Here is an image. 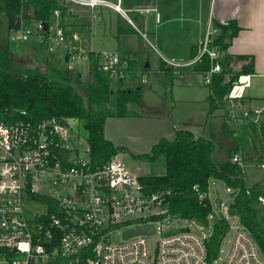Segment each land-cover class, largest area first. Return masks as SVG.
I'll use <instances>...</instances> for the list:
<instances>
[{
	"label": "built area",
	"instance_id": "1",
	"mask_svg": "<svg viewBox=\"0 0 264 264\" xmlns=\"http://www.w3.org/2000/svg\"><path fill=\"white\" fill-rule=\"evenodd\" d=\"M60 1L65 6L64 15L56 10L48 23L32 20L33 25L23 20L20 28L10 32V41L33 38L49 51L60 50L70 69L94 59L99 70L116 80L138 76L141 70L134 57L123 56L117 50H95L91 37L77 27L88 12L106 7L127 18L160 54L157 44L128 15L133 11L141 13L142 9H125L123 0ZM209 42L207 39L191 62H166L189 66L205 53L212 60L218 59L220 52L210 49ZM220 71L216 63L203 73L204 83L209 85L211 76ZM249 85V75L239 76L224 101L229 104L233 121L251 119L260 125L264 106L241 109ZM72 121L52 117L40 122H8L0 113V264H264L257 241L237 217L234 238L222 262L219 258L208 262L206 240L212 223L208 236L189 229L161 234L152 253L148 237L158 232L157 223L171 217L161 218L170 190L147 189L118 154L103 164H95L89 147H80L81 132ZM232 160L245 167L241 153H235ZM194 188L199 189L198 185ZM226 190L232 192L229 187ZM199 198L203 201L210 196L199 192ZM258 201L264 208V190L259 192ZM148 224L154 225V233L125 237L126 230ZM114 236L119 239L113 240Z\"/></svg>",
	"mask_w": 264,
	"mask_h": 264
},
{
	"label": "trees",
	"instance_id": "2",
	"mask_svg": "<svg viewBox=\"0 0 264 264\" xmlns=\"http://www.w3.org/2000/svg\"><path fill=\"white\" fill-rule=\"evenodd\" d=\"M56 10H61L64 15L65 6L60 0H0V113L8 122L20 119L40 122L52 117L83 120L88 131L91 160L95 164H103L113 155L129 153L126 147L115 145L105 134L107 114L104 109L112 94L111 75L99 70L94 59L90 63L88 79L83 80L77 70L70 69L69 83L66 85L56 84L48 78L46 71L39 68L32 75L14 71L10 32L20 28L23 20H43L48 23ZM3 17L5 29L2 33ZM135 21L139 28L143 26L139 18L135 17ZM77 27L90 37V25L79 24ZM220 28L221 33L209 42L210 49L220 52L219 58L212 60L210 55L205 53L195 62L191 71L192 75L203 74L216 63L221 66V71L211 76L208 85V123L214 112L224 105V96L239 76L254 71L253 56L233 55L228 52L233 38L241 28L234 21L220 25ZM197 55L198 51L192 50L191 57ZM159 61L156 75L164 73L167 78H177L172 65L162 59ZM234 61L248 62L239 70H235L232 67ZM144 70H150V65L145 64ZM124 82L125 78L117 79L115 115L118 117L134 115L133 108L141 106L143 101V86L126 88ZM21 111H25V114ZM221 129L220 132L212 127L207 136L197 135L188 128L177 130L173 138L162 137L149 152L132 154L134 159L150 162L161 157L165 160L166 170L163 174H147L140 177L141 183L149 190H170L165 213L161 218L168 215L178 216L194 220L207 228L212 223L211 234L206 240L209 263L219 258L221 243L230 230V217H237L251 232L264 254V208L259 206V192L248 190L244 168L231 158L234 151L242 149L241 141L234 137L235 132L224 123ZM259 132L261 148L257 162L264 164V119L259 125ZM230 138L233 146L230 145ZM222 148L227 158L221 162L216 161L215 152L221 151ZM243 160L245 163V159ZM211 179L223 182L226 187L235 191L227 215L214 212L209 198L203 201L199 198V192L209 193ZM196 185L198 190L194 188Z\"/></svg>",
	"mask_w": 264,
	"mask_h": 264
},
{
	"label": "rangeland",
	"instance_id": "3",
	"mask_svg": "<svg viewBox=\"0 0 264 264\" xmlns=\"http://www.w3.org/2000/svg\"><path fill=\"white\" fill-rule=\"evenodd\" d=\"M149 1L150 0H123L122 7L134 10L146 5ZM1 14L3 16L2 12ZM128 15L139 28L138 23L135 21V17L139 18V15L136 12H128ZM145 16L147 18V27L145 29L140 27L139 29L141 32L145 33L152 42L157 44L154 37L148 33L151 28H154L155 13H145ZM80 24H90L92 28L90 37L95 50H118L123 56L135 58L137 65L141 69V73L135 77V81L132 82V85L134 86L137 83H141L140 86H143L144 103L139 107L133 108L135 114L132 116H116L117 80L113 77L111 87L114 94H111L104 109L107 114L105 134L115 142L123 143L128 147L129 153L122 152L119 153L118 156L126 162L131 172L136 177H142L147 174H163L166 170L163 157L150 162L144 159H134L132 154L140 155L149 152L154 143H157L162 137L173 138L174 134H171L172 127L175 126L177 128L180 122L188 120L195 123L204 122L208 111V104L205 103V100L210 94V89L209 86L204 83L203 75L201 73L190 75L187 81L176 80L174 84H172L171 79H168L164 73H161L159 76L156 75L155 71L157 69L156 66L159 64L160 54L149 45L137 29L129 24L127 18L122 17L110 8H96L93 13L88 12L86 16L84 15V20L83 18L80 20ZM27 25H33V22H28ZM4 29L5 18L3 17L2 33ZM214 38L215 37H211L210 41ZM34 40L35 39L31 38L30 40L24 41V43L20 40L11 42L12 47L18 52L20 51L24 58V68H19L18 70L16 69L18 68V64L20 65V62L16 58L13 59L14 71H20L27 75L35 74L37 66L40 67L45 62L47 56H49L52 65L58 69V72L55 69H49V76L58 85H65L66 82L61 75L65 74L70 67L69 64L65 62V56L61 55L63 52L55 50L58 54L49 53L47 51L49 49L46 45H42L40 42ZM165 40L170 42L171 48H175L177 51L179 50L181 52V43L187 40V38L184 36H180L179 38L171 36L170 38H165ZM178 41L180 42L179 45L176 43ZM157 46L159 48V44H157ZM177 55L185 59L188 58L185 54L179 53ZM59 56H61L62 59H59ZM147 63H150V70L145 71L144 66ZM59 71L61 75L58 74ZM176 71L178 75L177 78H186L187 71H185V69L177 68ZM142 77L146 78L145 82L142 80ZM128 83L130 82L128 81ZM150 86H153V88L151 89ZM250 89L251 88L247 89L246 95H248ZM144 115L145 117H141ZM72 125L77 131L81 132L79 145L86 150L88 148V131L84 126L83 120L75 119L72 121ZM230 125L233 126L231 123ZM86 155L85 153V156ZM244 169L248 183L253 182L256 177L261 176L264 170H260L253 166H246ZM216 183L214 179L210 180L209 196L213 211L217 213L222 212L227 215L228 207L234 200L235 191L232 189V192H229V198L226 201H220L215 188ZM229 219L230 230L221 243L219 262H222L226 257L234 238L237 218L230 217ZM156 226L159 229L158 232L148 237L152 253L157 247V241L161 234L170 235L180 230L187 229L201 236H208L210 233L209 228L198 224L196 221L182 219L178 216H171L163 223H157ZM118 239L119 236L113 237V240Z\"/></svg>",
	"mask_w": 264,
	"mask_h": 264
},
{
	"label": "crops",
	"instance_id": "4",
	"mask_svg": "<svg viewBox=\"0 0 264 264\" xmlns=\"http://www.w3.org/2000/svg\"><path fill=\"white\" fill-rule=\"evenodd\" d=\"M136 9H142L141 13L136 11L133 12H136L139 15V19L143 23L142 28L144 29L147 27V18L145 13H155L154 28H151L148 33L151 34L156 43L159 44V59H162L165 62L166 60H169L180 64H185L194 60L196 57H191L192 50H197L199 54L207 39L216 37L221 33L220 25H226L230 21L236 22L241 29L233 38L228 52L233 55H249L254 58L253 73L245 74L250 76V85L246 88L244 98L241 100V109L255 110L264 106V0H150L146 5ZM157 15H159V20H157ZM28 22L33 21L26 20L25 23L27 24ZM171 36L177 38L184 36L187 38V40L181 43V52L179 50L177 51L175 48H171L170 42L165 40V38H170ZM22 42L24 43V41ZM176 43L179 45L180 42L178 41ZM12 50L14 58L20 62V65H18L20 66L19 68L23 69V54H21L20 51L18 52L13 47ZM47 51L49 53L58 54L56 51ZM179 53L187 55L188 58L185 59L184 57H178L179 55L177 54ZM61 55L63 56L64 53ZM58 58L60 59L61 56ZM50 60L49 56H47L45 62L40 67L37 66L36 70L39 68L46 71L48 78L54 81L49 76L48 71L49 69H55L58 72V69L52 65ZM247 62L248 61H234L232 63V67L235 70H239L243 64ZM159 65L160 61L158 66H156V70H158ZM193 66L194 64L189 66H173L175 73L177 72V68L185 69V71H187L185 76L186 78L172 79L171 76H168V79H171L172 84H174L176 80L187 81L190 75H192L191 71ZM137 67L139 68L138 65ZM74 69L81 74V78L83 80L89 78L90 63H83L76 66ZM69 70L70 68L63 75H61L60 71L58 73L65 80L66 84L69 83ZM135 77L129 78V80L126 79L124 86L126 88H139L141 83H137L134 86L132 85V82L135 81ZM128 81L130 83H128ZM150 88L152 89L153 86H150ZM248 88L251 89L248 95H246ZM112 92V94H114V91ZM142 103H144V101ZM205 103L208 104L209 110V103L207 99L205 100ZM141 117H145V115ZM223 123L227 128L233 130L235 132L234 137H238L241 141L242 149L240 148L239 150L234 151L231 158H233L235 153H241L246 163L244 168H246V166H253L263 170L264 167H261V163L257 162V158L260 154L259 150L261 148L259 125L255 124L251 119H239L236 122L233 121L229 117L228 102H225L222 107L214 112L209 123L207 122V115L202 123H195L190 120L183 121L180 122L177 128L175 126L172 127L171 134H175L177 130L188 128L197 135L207 136L211 133L212 127L219 129L221 132V126ZM230 123L233 124V126H231ZM106 137L115 145H122L128 148L123 143L115 142L107 135ZM229 141L230 145L233 146L234 144L232 143V138H230ZM214 156L215 160L220 162L226 160L227 158L224 148H222L221 151H216ZM246 183L249 191L260 192L264 190V170L261 176L256 177L253 182L248 183L246 180Z\"/></svg>",
	"mask_w": 264,
	"mask_h": 264
},
{
	"label": "water",
	"instance_id": "5",
	"mask_svg": "<svg viewBox=\"0 0 264 264\" xmlns=\"http://www.w3.org/2000/svg\"><path fill=\"white\" fill-rule=\"evenodd\" d=\"M149 65H150L149 63L146 64V66H149ZM215 188L218 194V199L220 201H226L229 198V193L227 192L226 187L222 182L220 181L217 182L215 185ZM154 231H155V227L153 224L140 225L132 229L126 230L124 235L125 237H129V236L136 235V234L154 233Z\"/></svg>",
	"mask_w": 264,
	"mask_h": 264
}]
</instances>
